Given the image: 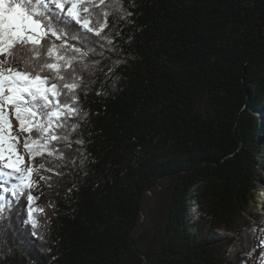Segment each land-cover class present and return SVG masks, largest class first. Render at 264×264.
Instances as JSON below:
<instances>
[{"label":"trees","instance_id":"16d2710c","mask_svg":"<svg viewBox=\"0 0 264 264\" xmlns=\"http://www.w3.org/2000/svg\"><path fill=\"white\" fill-rule=\"evenodd\" d=\"M85 7L93 31L49 35L33 61L61 64L64 79L47 75L79 112L40 155L22 131L41 193L6 207L0 264H264V211L249 214L264 184V0Z\"/></svg>","mask_w":264,"mask_h":264},{"label":"snow or ice","instance_id":"6c2138e0","mask_svg":"<svg viewBox=\"0 0 264 264\" xmlns=\"http://www.w3.org/2000/svg\"><path fill=\"white\" fill-rule=\"evenodd\" d=\"M88 3L89 0H0V221L4 219L6 207L10 213L23 199L25 189L34 187L32 169L24 168L23 156L16 150L19 141L11 130L8 107L11 106L21 130L29 133L24 140L26 151L40 155L50 141L60 139L53 128L62 127L60 122L77 115L79 109L60 103L59 86L47 75V72H54L58 79H64L60 75L61 64H34L33 61L39 58L41 44L49 35L66 38L73 24L86 32L93 31V12L85 7ZM32 5H36V9ZM85 17H88L87 21ZM104 27L100 24V29ZM74 38L80 39L79 34H74ZM54 48L55 45L48 49L49 58L54 56ZM21 50L30 52L31 57ZM60 59L62 57H56L57 61ZM17 60L21 67L13 66ZM77 86L75 83L65 85L69 91ZM33 132L39 139L33 140L29 147ZM4 169L8 171L5 173ZM35 199L29 191L26 222L31 223L33 229L37 227L33 210ZM258 247H264V241Z\"/></svg>","mask_w":264,"mask_h":264},{"label":"rangeland","instance_id":"374dc122","mask_svg":"<svg viewBox=\"0 0 264 264\" xmlns=\"http://www.w3.org/2000/svg\"><path fill=\"white\" fill-rule=\"evenodd\" d=\"M7 116H8L9 121L11 122V130L15 134V136L17 137V139L19 141V139H22L23 132H22V130H20L19 122L16 120V118L10 112V106L8 107V110H7ZM260 116H261V128H262V131L264 133V106L260 109ZM16 150H17V153L25 155L24 157L27 161L25 168L26 169H28V168L32 169L31 181H32L34 187H32L31 192L34 195H40V193H41L40 185H39L40 173L38 171V168L32 167L29 164L28 155L26 154L25 150L23 149L22 142L20 143V141H19L17 143ZM259 164H260V162H259ZM250 206H251V208H250L251 211L249 213L250 215L255 214V212L264 211V184H263V187H261V191L259 189L256 191V196L252 198V203ZM36 210L39 211L41 214L40 219H39V223L42 225H44L46 223L47 218L49 216H52V212H51V210L47 204V201L44 197H40V199L38 200ZM260 236H261V238H260ZM261 241H264V230L256 238L257 246L260 244ZM260 250H264V247H260Z\"/></svg>","mask_w":264,"mask_h":264},{"label":"bare ground","instance_id":"6f19581e","mask_svg":"<svg viewBox=\"0 0 264 264\" xmlns=\"http://www.w3.org/2000/svg\"><path fill=\"white\" fill-rule=\"evenodd\" d=\"M18 154L23 156V166L25 168L26 167L25 165H26V162H27L26 159H25V157H24L25 155L20 154V153H18ZM3 171L6 173L8 170L7 169H4Z\"/></svg>","mask_w":264,"mask_h":264}]
</instances>
